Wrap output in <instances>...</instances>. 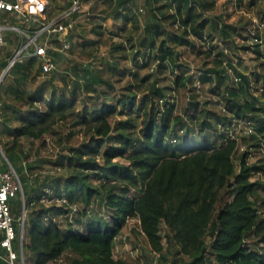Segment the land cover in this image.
<instances>
[{
  "label": "trees",
  "instance_id": "1",
  "mask_svg": "<svg viewBox=\"0 0 264 264\" xmlns=\"http://www.w3.org/2000/svg\"><path fill=\"white\" fill-rule=\"evenodd\" d=\"M46 1L53 17L73 0ZM81 3L74 30L50 38L55 70L27 60L0 83L25 264H126L113 247L130 221L163 260L166 242L184 264H264V0ZM18 43L5 33L0 72ZM47 142L56 155L24 151ZM9 204L18 220L20 197Z\"/></svg>",
  "mask_w": 264,
  "mask_h": 264
},
{
  "label": "built area",
  "instance_id": "2",
  "mask_svg": "<svg viewBox=\"0 0 264 264\" xmlns=\"http://www.w3.org/2000/svg\"><path fill=\"white\" fill-rule=\"evenodd\" d=\"M47 2L45 0H0V16L3 13H13L22 19L27 28H18L0 23V48L4 46V36L8 31L14 32L19 37L18 47L13 56L8 60L5 73L15 64L27 60L42 62L44 72L55 70V64L47 58L50 48V38L58 35L64 38L74 30L77 19L75 15L81 10V0H73L71 5L58 13L50 20L47 15ZM69 43H64L63 50L69 49ZM246 133L252 128L249 124L244 126ZM19 196L22 200L21 216L15 220L11 214L9 202ZM25 208L21 180L8 164V169L0 171V232L3 236L0 247L6 253L8 264H25L23 257Z\"/></svg>",
  "mask_w": 264,
  "mask_h": 264
},
{
  "label": "rangeland",
  "instance_id": "3",
  "mask_svg": "<svg viewBox=\"0 0 264 264\" xmlns=\"http://www.w3.org/2000/svg\"><path fill=\"white\" fill-rule=\"evenodd\" d=\"M61 5L65 4V0H58ZM47 2V1H46ZM48 4V2H47ZM219 11L222 10V7H219ZM48 20L51 19L48 15H46ZM54 17V16H53ZM254 21H258L255 20ZM66 51V50H63ZM190 58V57H189ZM193 58L191 57L189 61H192ZM4 71V70H3ZM201 97L206 99H212L210 96L206 94V87H204V90L201 91ZM173 101L176 103L177 110H182V108L186 105V98L183 94H175ZM214 102V101H213ZM245 126L247 123L243 124L240 123L239 126ZM212 137V135H211ZM48 141V140H46ZM26 150L30 153L32 161L36 158H46V157H52L57 154L58 150L54 145H52L50 142H47V145L44 147H40L39 143H34L33 145L27 144L25 145ZM252 158V151L250 155V159ZM118 161V160H116ZM121 164H124L125 162L119 160ZM262 196L264 197V193L262 192ZM136 230V222L130 221L126 224V226L122 229L121 233L118 235L114 242L113 247V259H123L126 261V264H184L180 260V255L175 251L174 248H171L167 245L166 242H164V252L163 257H165V260L161 259L158 255H154L149 251L148 245L146 243L145 238L142 235L134 234L132 230ZM161 234L164 237V241H166V231L164 228L161 230ZM71 256L69 254H65L61 258V262L59 264H69ZM33 259L29 262V264H33Z\"/></svg>",
  "mask_w": 264,
  "mask_h": 264
},
{
  "label": "crops",
  "instance_id": "4",
  "mask_svg": "<svg viewBox=\"0 0 264 264\" xmlns=\"http://www.w3.org/2000/svg\"><path fill=\"white\" fill-rule=\"evenodd\" d=\"M8 1V0H7ZM46 1V0H45ZM8 63V62H7ZM7 66V65H6ZM6 68V67H5ZM4 71H5V69H4ZM0 72V83L2 82V80H3V77L10 71H8V72ZM26 150V147L24 148V151ZM8 164H9V162L7 161V159L5 158V156H4V154H3V150H2V148H1V146H0V171H4V170H7L8 169ZM20 201H21V209H22V200H21V198H20ZM21 216V215H20ZM20 216H19V218H20ZM0 238H1V240H2V238H3V236H2V234H1V232H0ZM0 240V241H1ZM0 254H4V258H6V253H5V251L0 247ZM3 258V259H4ZM4 261H6L5 259H4ZM0 264H5L1 259H0ZM16 264H20L19 263V261H17L16 262Z\"/></svg>",
  "mask_w": 264,
  "mask_h": 264
}]
</instances>
